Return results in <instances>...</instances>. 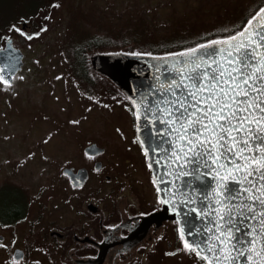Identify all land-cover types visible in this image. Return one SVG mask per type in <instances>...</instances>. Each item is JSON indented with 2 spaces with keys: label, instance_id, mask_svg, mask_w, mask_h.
Masks as SVG:
<instances>
[{
  "label": "snow or ice",
  "instance_id": "obj_1",
  "mask_svg": "<svg viewBox=\"0 0 264 264\" xmlns=\"http://www.w3.org/2000/svg\"><path fill=\"white\" fill-rule=\"evenodd\" d=\"M50 2L60 6V0ZM47 30L48 23L31 32L16 23L9 26L10 33H20L26 41L41 38ZM16 51L12 49L5 63L0 64V83L14 94L11 77L19 66ZM144 55L170 57L164 70L171 67L173 75H161L143 91L137 89L136 96L122 93L127 103H116L133 118L137 135L132 141L140 144L146 166L151 170L164 162L161 177L150 175L154 203L156 207L168 206L177 214L179 224V246L165 255L183 253L193 258V264H235L236 258L243 255L246 264H264V4L242 24L221 26L210 39L174 52ZM156 71L160 73L159 68ZM83 94L111 110L103 99ZM92 107L88 104L85 112ZM67 123L75 126L81 120L69 119ZM144 123L146 129L140 127ZM113 127L121 139H126L119 124ZM53 136L54 132L48 131L43 142ZM127 147L130 150L132 144ZM100 151L103 149L89 141L84 155L91 159ZM152 153L158 154L155 163ZM34 155L27 152L19 164L24 165ZM99 170L97 163L93 171ZM60 175L70 180L73 189L82 188L80 181L86 178V173L66 168ZM127 187L123 185L121 191ZM240 225L245 226L248 237L241 245L243 252L233 243L235 234L242 232ZM162 238L163 234L155 237ZM0 246L7 247L2 243ZM12 261L17 264V257L13 256Z\"/></svg>",
  "mask_w": 264,
  "mask_h": 264
},
{
  "label": "rangeland",
  "instance_id": "obj_2",
  "mask_svg": "<svg viewBox=\"0 0 264 264\" xmlns=\"http://www.w3.org/2000/svg\"><path fill=\"white\" fill-rule=\"evenodd\" d=\"M263 3L264 0H60L56 7L50 0H0V48L10 34H15L17 46H22L25 54L24 67L13 81L15 94L0 83V202L18 188L22 200L33 202L29 214L44 207V228L59 232L79 223L76 210L82 209L83 201L104 203L106 198L100 183H95L96 177L82 190H75L60 175L75 161L73 153L77 156L82 152L80 147L86 145L82 137L91 140L90 129L95 128L92 118L88 129H73L67 123L86 104L83 93L88 89L68 55L89 35L115 32L134 23L153 28L154 36L175 33L187 42H196L218 34L221 26L242 24ZM23 22L27 30L22 28ZM11 23L27 32L48 23L49 30L41 38L26 41L20 33L9 32ZM95 78L108 88L112 85L102 75L96 74ZM106 87L100 86L98 92L112 95L115 88ZM48 131H53L54 136L45 143L43 137ZM29 151L35 153L34 157L20 165ZM104 160L106 168L108 156Z\"/></svg>",
  "mask_w": 264,
  "mask_h": 264
},
{
  "label": "flooded vegetation",
  "instance_id": "obj_3",
  "mask_svg": "<svg viewBox=\"0 0 264 264\" xmlns=\"http://www.w3.org/2000/svg\"><path fill=\"white\" fill-rule=\"evenodd\" d=\"M27 27L25 25L22 28L27 30ZM10 39L14 47L23 52L24 48L17 46L15 34H10L6 40L3 37L1 48ZM24 64L25 54L22 68ZM122 93L114 90L109 95L108 91H95L89 95L103 99L106 104L111 105V110L87 96L79 115L71 118L81 120L79 125H70L78 130L88 129L89 119L92 118L95 128L90 127L89 141L104 151L91 159L85 157L84 149L88 147L89 141L86 136L82 137L83 142H86L83 148L80 147L82 152L77 156L73 153L74 165L69 162L70 165L64 168L72 171L85 169L88 172L86 183L75 190H82L96 177L95 183H100L99 189L106 198L104 203L98 205L83 201L82 209L76 210L79 223H75L74 228L64 232L47 231L43 226L45 208L40 207L29 214V205L33 202L22 200L17 188L11 195L16 199L9 201V204L17 207L16 215L3 219L0 214V243L7 245L0 246V264H13V256L17 257V264H193V258L183 253L165 255L166 251L179 246L176 222L164 220L148 227L143 224L146 216L159 211L162 206L156 207L154 203V190L150 181L152 173L146 166L141 146L132 141V137L137 135L133 118L121 104L116 103V100L127 103ZM90 103L93 107L86 113L85 108ZM85 116L87 119H84ZM117 124L122 127L126 139H121L115 133L113 126ZM130 143L132 148L129 150L127 145ZM105 156H108L106 168ZM97 163L100 170L94 172L93 167ZM67 183L71 186L68 178ZM125 184L128 187L122 192ZM20 192L22 193L21 189ZM37 196L38 193L36 198ZM82 219L85 221L80 222ZM113 224L117 227H106ZM161 234L163 238L156 240L155 237ZM142 245L147 247H141Z\"/></svg>",
  "mask_w": 264,
  "mask_h": 264
},
{
  "label": "water",
  "instance_id": "obj_4",
  "mask_svg": "<svg viewBox=\"0 0 264 264\" xmlns=\"http://www.w3.org/2000/svg\"><path fill=\"white\" fill-rule=\"evenodd\" d=\"M12 49L17 50L16 55H18L19 57V66L17 67L15 74L11 77L13 80L17 72L22 69L24 54L20 49L13 46L11 39L6 42V46L4 48L0 49V64L5 63L8 58V53L11 52ZM170 59V57H150L146 55L118 52L96 54L92 57V64L95 70L111 79L124 93L127 92L133 96H136L138 95V92L136 91L137 89L143 91L150 84L155 83L161 75H173L171 67H168L167 71L164 70L166 62ZM157 68L160 69L159 74H157ZM4 74L7 77L8 73L6 69ZM140 127L146 129L148 125L147 123H144L141 124ZM144 135H147V132H145ZM161 135L163 136V134ZM164 139L170 140L169 137H164ZM163 147L164 145H161V148ZM97 148L100 149L98 146ZM103 151H100L98 153H101ZM157 155V153H152L153 163H155ZM163 164L164 162L162 161L161 165H156L154 169H151L152 174L154 173L158 178L161 177ZM66 169L72 171V169L70 168ZM170 170L171 169H169V171ZM80 172L86 173V178L80 181V183L84 185L88 179V172L85 169L80 170ZM176 187H179V182L177 183ZM179 211L182 210L178 208V212ZM164 220H171L178 224L177 214H174L168 206H162L159 211L146 216L143 219V224L145 227H148L154 222L161 223ZM193 220L195 221V215L193 216ZM240 228L242 229V232L235 234L237 236V239L233 241V243L238 251L243 252L241 245L248 237L247 229L245 228V226L240 225ZM56 234L60 235L59 233ZM235 264H246V257L241 255L240 257L236 258Z\"/></svg>",
  "mask_w": 264,
  "mask_h": 264
},
{
  "label": "trees",
  "instance_id": "obj_5",
  "mask_svg": "<svg viewBox=\"0 0 264 264\" xmlns=\"http://www.w3.org/2000/svg\"><path fill=\"white\" fill-rule=\"evenodd\" d=\"M4 19H2V21H4ZM126 27L127 28H119L115 32L98 31L95 35H89L85 43L78 45V48H73L72 52L68 55L69 61L75 66L74 71L77 75L80 74L83 78V82L87 85V93L94 94L95 91H98L100 86H107L103 85L101 81L95 78L96 74L102 75L93 67L92 56L95 54L124 52L144 55L146 52H174L177 51L179 47L190 46L191 43H193L183 40V38L175 33L161 37L154 36V32L152 31L153 28L149 29L145 25L141 26V24H127ZM156 35L158 34L156 33ZM210 38H212V36H208L204 39ZM102 76L107 78L104 75ZM79 82L83 87V83L80 80ZM111 84L115 90L119 89L113 82ZM111 86L106 88L111 90L113 89ZM15 199L16 198L7 195L6 200L0 202V214L3 219H8L16 215L15 211L17 207L9 204L10 200Z\"/></svg>",
  "mask_w": 264,
  "mask_h": 264
}]
</instances>
